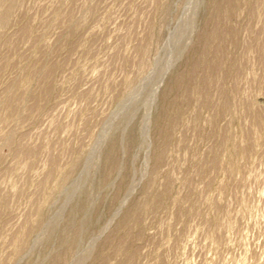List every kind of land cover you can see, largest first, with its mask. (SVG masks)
<instances>
[{
  "label": "rangeland",
  "instance_id": "1",
  "mask_svg": "<svg viewBox=\"0 0 264 264\" xmlns=\"http://www.w3.org/2000/svg\"><path fill=\"white\" fill-rule=\"evenodd\" d=\"M0 264H264V0H0Z\"/></svg>",
  "mask_w": 264,
  "mask_h": 264
}]
</instances>
